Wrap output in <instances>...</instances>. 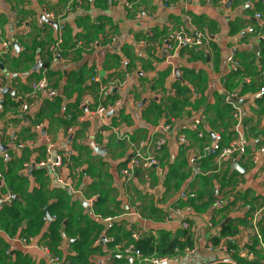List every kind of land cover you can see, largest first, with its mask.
I'll return each mask as SVG.
<instances>
[{
	"label": "crops",
	"instance_id": "1",
	"mask_svg": "<svg viewBox=\"0 0 264 264\" xmlns=\"http://www.w3.org/2000/svg\"><path fill=\"white\" fill-rule=\"evenodd\" d=\"M133 1L139 15L121 0H0V50L4 41L13 43L12 52L0 58V208L14 199L24 203L37 192L46 201L44 222L34 225V234L26 235V221L24 236L11 237L2 229L7 261L55 264L45 251L49 248L73 264H145L133 240L158 237L161 230L172 236L187 230L192 247L161 264H241L237 256L264 264L253 225L259 213L264 243V0ZM48 12L56 17L48 18ZM60 25H65V57L57 60L51 48ZM179 26L198 28L212 40L199 50L170 52L168 31ZM40 62L48 67L33 71ZM44 76L46 88L21 115L20 95ZM94 76L98 80L91 81ZM113 78L125 83L103 89ZM231 92L241 99L239 117L235 111L223 115ZM173 99L183 102L180 112L171 108ZM117 102L99 120L97 107ZM72 113L77 118L69 127ZM197 119H202L198 129ZM216 136L223 146L242 143L245 153L224 159L211 154L193 169L190 158ZM159 137L167 139L160 162L135 171L126 182L122 170L133 147L150 153ZM19 143L25 144L23 150ZM49 150L52 157H63L56 171L44 163ZM22 155L18 174L23 180L11 179L14 190L6 180L8 167ZM183 190L196 197L181 198ZM50 207L69 214L53 245ZM111 215L116 218L108 228L104 219ZM227 224L234 233L214 245L211 238ZM86 236L87 246L82 244ZM209 243L218 248L210 249ZM245 244L254 246V257L239 250Z\"/></svg>",
	"mask_w": 264,
	"mask_h": 264
},
{
	"label": "built area",
	"instance_id": "2",
	"mask_svg": "<svg viewBox=\"0 0 264 264\" xmlns=\"http://www.w3.org/2000/svg\"><path fill=\"white\" fill-rule=\"evenodd\" d=\"M125 3L127 8L134 12V14L139 15V11L135 10V2L132 0H121ZM50 19H54L56 17L55 14L48 12L46 15ZM257 17H261V14H258ZM65 25H60L58 28L59 36L57 37V40L55 44L52 46L51 50L53 53V56L57 60L64 59L65 53L63 50V35H64ZM114 39V38H113ZM211 37L208 36L206 33H204L202 30L195 28L193 31H188L184 26L179 27H172L168 31L167 36V43L166 48L168 51H178L180 48H191L195 50H199L201 48L207 47L211 42ZM114 41V40H113ZM3 48L0 50V58L4 57V54L11 53L13 43L11 41H4ZM1 63V61H0ZM5 78L9 79L10 74L6 73ZM46 77L36 80L34 82H31V86L28 92L20 95L19 101L21 102V115L25 114L30 110V108L34 105V102L38 99L39 93L41 90L46 88ZM98 80L97 77H92L91 81ZM125 83L124 78H113L111 79L106 85L103 87V89H109L110 87L114 86H121ZM262 92H264V88L261 89ZM237 94L231 93L227 96V102L233 107L235 111V116L239 117V106L237 104ZM120 102L114 103V104H105V105H99L95 111L96 115L98 116L99 120L104 121L105 115L109 111H114L117 106H119ZM202 123V119H197L194 122V126L196 129L200 126ZM181 142L184 143V145L187 147L189 146V141L186 136L181 137ZM167 143V139L165 137H159L156 140L152 142L153 150L150 153H145L142 151L141 147H133L129 159V163L126 167L123 168L122 173L124 176V179L126 182H130V180L133 178V175L135 171L137 170H147L152 168L153 166L157 165L160 162L159 159V152L163 149L165 144ZM25 148V144L19 143L18 144V150H23ZM264 150V148H263ZM245 153V147L242 143H234L229 146H223L221 144V138L220 136H216L214 142L209 145L208 147H205L203 153H201L198 156H194L190 158V165L192 168H195V165L198 161H200L203 158H206L209 155H217L219 159H224L229 156H233L236 154H244ZM5 159L11 160L12 155L5 152L4 154ZM45 164L50 165V167L53 169V171H56L57 168L61 167L63 165V157L60 155H57L55 157L51 156V150H49V156L44 160ZM25 166H28L26 163ZM61 182H63V179H60ZM196 197V193L191 190H183L181 192V198L183 199H190ZM221 201H218L217 205H221ZM177 211L180 213V209H177ZM259 216V213H256L253 217V225L255 229V235L259 239V245L264 249V243L262 240V235L260 234L258 227H257V218ZM115 216L106 217L104 220L107 223L108 228H111L114 225ZM185 227H188V223H184ZM0 233H2V227L0 224ZM24 241H27L26 238L23 239ZM134 249V246H132ZM223 247L224 244H223ZM210 249H216L218 247H214L212 243H209ZM243 255H246L248 258H252L253 256V250L251 249V245L245 244L240 248ZM46 253L48 254L51 261H53L55 264H73V262L69 259H63L58 255H54L51 253L49 248H45ZM136 255L141 259L142 262H145V264H161L167 258H157L154 256H147L143 254L140 250H135ZM9 253V251H7Z\"/></svg>",
	"mask_w": 264,
	"mask_h": 264
},
{
	"label": "trees",
	"instance_id": "3",
	"mask_svg": "<svg viewBox=\"0 0 264 264\" xmlns=\"http://www.w3.org/2000/svg\"><path fill=\"white\" fill-rule=\"evenodd\" d=\"M261 40H262L261 43L264 46V38H262ZM68 41L69 40L66 38V43ZM1 61L2 63H4L3 60ZM22 63L23 62L19 60L17 64L20 65ZM26 67H28V65ZM14 72L16 71L14 70ZM33 73L37 74L36 72ZM92 84L93 83H91L92 88L94 90H97L95 88H97L98 86L96 84L93 85ZM186 91H187L186 89L180 90L179 94H185ZM14 105H18V103L14 102ZM182 106H184V104L180 99L172 100V105H171L172 109L180 112ZM230 111L233 116L234 109L230 104H228L226 106V110L223 115H227V114L230 115ZM4 112H6V110H4ZM178 112L175 114L179 115ZM76 118L77 116L74 113H72L69 121L66 122L68 123L69 127L73 125V122ZM25 155L24 156L22 155V159H19L18 161H14V164L9 165L10 167H8L9 173L7 175L8 179L6 180H8L9 185L12 188H14V190L16 189L15 184H13V181L11 179L15 180L18 178L20 180H23V178H21L18 174V169L21 167L22 162L25 160L26 158ZM39 195L41 194L37 192L34 195L33 194L30 195L28 198H24V203L22 202V200L14 199L11 205L9 206L5 205L0 208V224L2 229L7 234H9V236L11 237L24 236L25 234H23V232L25 228H23L22 226L24 221H26L28 225L26 229H28L27 232L29 233L26 235H31L35 233L33 229L34 225L43 224L44 222L43 219L45 217L44 207L46 206V201ZM62 208H65V206H63ZM49 210L50 212L48 214L47 219H52L50 237L52 238V245H53L57 242V240H59V236H61L60 228H62V226L64 225L66 216L69 217V214L65 215L64 213L52 207H50ZM36 230L38 231V229ZM233 233L234 230L231 228L230 224H227L222 228V232L220 236L211 238V241L214 245H220L222 241L227 240V237L232 235ZM192 241H193V235L187 230L179 231L175 236H172V234L169 231L161 230L159 232L158 237H154V236L143 237L140 239L133 240L132 243L135 250H140L143 254L147 256H154L157 258H169L179 252L186 250L188 247H192ZM88 242H90V237L86 236L82 244H86L87 246ZM253 244H257V241H253ZM227 245L231 248H236L237 246L233 242H228ZM8 247H9L8 242L2 236H0V264H10L9 263L10 261H7L9 257L6 255V251ZM252 248H254V246ZM81 257L83 258V253L81 254L80 258ZM241 259L242 258L238 256L236 257V260H239L241 264H258L256 263V261L253 262V261L245 260L244 262L243 261L244 259L242 260Z\"/></svg>",
	"mask_w": 264,
	"mask_h": 264
},
{
	"label": "water",
	"instance_id": "4",
	"mask_svg": "<svg viewBox=\"0 0 264 264\" xmlns=\"http://www.w3.org/2000/svg\"><path fill=\"white\" fill-rule=\"evenodd\" d=\"M52 23H54L55 24V26H57V23L56 22H52ZM48 67V65L47 64H44V63H42V62H40V63H37L35 66H34V68H33V71H38V70H40V69H42V68H47ZM0 68L1 69H4V66L2 65V63H0ZM118 89H113L112 91H117ZM6 91H10V89H7ZM237 101L239 100V101H241V99H236ZM232 163H234L235 165H237V161L236 160H233L232 161ZM197 168H198V166H197ZM1 182V181H0ZM12 197L13 198H15L16 197V195H14L13 193H12ZM230 240H232V239H228V241H230Z\"/></svg>",
	"mask_w": 264,
	"mask_h": 264
},
{
	"label": "clouds",
	"instance_id": "5",
	"mask_svg": "<svg viewBox=\"0 0 264 264\" xmlns=\"http://www.w3.org/2000/svg\"><path fill=\"white\" fill-rule=\"evenodd\" d=\"M2 63V62H1Z\"/></svg>",
	"mask_w": 264,
	"mask_h": 264
}]
</instances>
